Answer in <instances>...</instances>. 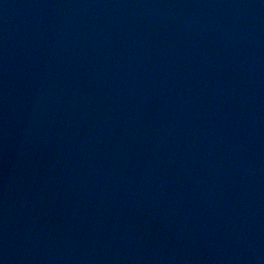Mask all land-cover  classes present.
Instances as JSON below:
<instances>
[{
	"label": "water",
	"instance_id": "obj_1",
	"mask_svg": "<svg viewBox=\"0 0 264 264\" xmlns=\"http://www.w3.org/2000/svg\"><path fill=\"white\" fill-rule=\"evenodd\" d=\"M0 264H264V0H0Z\"/></svg>",
	"mask_w": 264,
	"mask_h": 264
}]
</instances>
